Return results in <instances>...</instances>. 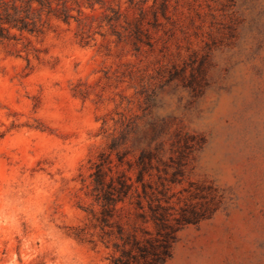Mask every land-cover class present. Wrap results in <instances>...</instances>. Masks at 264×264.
<instances>
[{"label": "rangeland", "instance_id": "1", "mask_svg": "<svg viewBox=\"0 0 264 264\" xmlns=\"http://www.w3.org/2000/svg\"><path fill=\"white\" fill-rule=\"evenodd\" d=\"M66 3L0 38V264H111L93 174L135 181L141 156L202 216L165 264H264V0ZM134 195L115 220L153 230Z\"/></svg>", "mask_w": 264, "mask_h": 264}, {"label": "trees", "instance_id": "2", "mask_svg": "<svg viewBox=\"0 0 264 264\" xmlns=\"http://www.w3.org/2000/svg\"><path fill=\"white\" fill-rule=\"evenodd\" d=\"M66 1L23 0L24 4L19 5L16 1L0 0V38H8L12 28L33 34L41 33L44 14H53L64 20L70 19L73 16ZM137 31L142 33V28L139 27ZM138 165L141 168L135 181L131 176L122 173L107 183L104 162L97 165L93 174L97 199L102 207L98 216L101 237L108 247L114 249L111 264H165L172 257L178 231L185 224L198 222L202 218L199 213L186 210L176 215L168 200H165L167 204H164L161 198L149 193V185L145 180V156L140 157ZM136 183L142 184L143 193L138 191ZM134 193L137 217L143 222H151L153 230L143 226H134L132 230H127L119 220H115L119 210L118 203L132 199ZM145 198L148 199L149 211L145 209Z\"/></svg>", "mask_w": 264, "mask_h": 264}]
</instances>
